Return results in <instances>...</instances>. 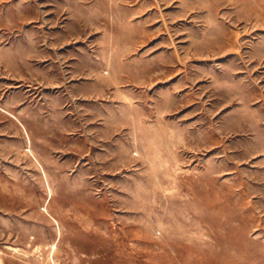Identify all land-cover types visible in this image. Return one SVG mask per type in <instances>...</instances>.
<instances>
[{
  "label": "rangeland",
  "instance_id": "374dc122",
  "mask_svg": "<svg viewBox=\"0 0 264 264\" xmlns=\"http://www.w3.org/2000/svg\"><path fill=\"white\" fill-rule=\"evenodd\" d=\"M0 264H264V0H0Z\"/></svg>",
  "mask_w": 264,
  "mask_h": 264
},
{
  "label": "bare ground",
  "instance_id": "6f19581e",
  "mask_svg": "<svg viewBox=\"0 0 264 264\" xmlns=\"http://www.w3.org/2000/svg\"><path fill=\"white\" fill-rule=\"evenodd\" d=\"M1 260V259H0Z\"/></svg>",
  "mask_w": 264,
  "mask_h": 264
}]
</instances>
